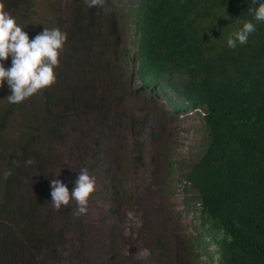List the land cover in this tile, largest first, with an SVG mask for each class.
Masks as SVG:
<instances>
[{
	"label": "clouds",
	"instance_id": "1",
	"mask_svg": "<svg viewBox=\"0 0 264 264\" xmlns=\"http://www.w3.org/2000/svg\"><path fill=\"white\" fill-rule=\"evenodd\" d=\"M17 2L18 5L15 3L8 9L0 0V88L5 82L9 87L0 97L7 103L24 104L22 110L38 115L37 124L24 125L18 118V110L10 112H17L20 127L11 134L26 138L24 153H29L25 163L30 166L31 175L20 170L18 183L30 179L34 186L28 190L17 184L15 200L22 205L0 207V246L7 249L13 244L16 251L35 252L41 246L53 249L61 240L63 225L75 221H78L75 227L83 225L85 219L81 217L87 214L96 187L92 169L68 171L65 177H60L58 163H48L57 162L59 157L38 151L44 142L64 139L67 126L71 124L78 127H74L77 133L73 137L74 144L82 139L86 142L93 154L91 166L103 174V194L110 200L105 212L111 213L122 196L121 179L144 177L159 183L162 194L158 213L164 219L157 220L147 208L142 237L156 246L168 243L172 248L168 255L173 258L171 261L154 258L151 264H220L222 252L237 254L231 236L239 233L242 220H264V215L249 208L245 199L253 195L264 199V187L247 183L242 190L223 163L229 157L226 144L204 141L203 128L205 125L214 131L229 132L228 142L233 143L232 133L241 138L247 131L238 126L234 115H230L235 82L239 77L235 75V64L228 61L226 50L217 41L220 35L222 43L231 26L207 10L188 15L182 0H143L136 6L133 0H63L59 11L40 13V24L36 26L27 23L23 15L25 8L20 0ZM223 3L227 2L219 4H222L220 13L223 16H229L230 12L253 16L256 23L243 22L242 28L227 39L230 49L238 44L246 45L257 23H264V2L249 10L247 3L245 7L239 1L232 2L233 5ZM252 3L255 5L257 0ZM207 16L211 18L208 21ZM42 17L52 19L45 28ZM162 17L170 20L178 17L186 22L196 17L203 23L202 31L177 26L176 36L166 41V31L159 20ZM216 24L220 27L219 34L206 33ZM187 32L195 36L192 43H184L180 38V33ZM55 73L60 86L81 90L90 108L85 113L72 112L58 119L43 112L45 121L42 123L39 96L56 83ZM35 97L36 100H32ZM127 101L131 103L129 109L139 110L151 103L161 107L158 116L164 121L159 130L160 138L170 135L166 128L175 124L172 116L199 120L203 138L197 156L177 151L174 141L143 137L149 141L150 148L146 149L135 131L136 136L127 146L125 155L116 157L114 163H102L103 158L112 155L114 145V141L108 142L104 152L100 151L103 138L111 136L118 121L134 117L133 113L120 114ZM29 117L24 121H29ZM102 117L107 118L105 123ZM175 132L180 134L178 128ZM59 133L62 136L57 137ZM6 151L12 158L21 148L15 146ZM4 152L0 158L5 156ZM36 160L40 163L37 161V168L32 169ZM47 165L52 167L49 174L44 172ZM3 170L0 167V175ZM232 184L238 186L241 196L239 193L223 197L224 206L215 215L212 211L220 202V186L225 189ZM0 186L2 200L5 195L3 181ZM247 190L251 193L247 194ZM209 200H214L213 207L209 206ZM139 201L144 202L142 195ZM23 204H28L27 211ZM37 219L40 220L38 234L29 233ZM52 219H56L57 224H51ZM184 219L188 221V225L183 226L188 233L174 235L169 232L165 220L182 227ZM47 235L51 238L47 239ZM94 237L84 226L79 245L74 247L72 264L128 263V251H121L118 241L107 233L101 235L98 254L93 255L89 244L94 242ZM36 238L40 244L36 243ZM150 256L151 251L142 248L136 252L135 259L148 261ZM234 262L242 264L238 256Z\"/></svg>",
	"mask_w": 264,
	"mask_h": 264
},
{
	"label": "trees",
	"instance_id": "2",
	"mask_svg": "<svg viewBox=\"0 0 264 264\" xmlns=\"http://www.w3.org/2000/svg\"><path fill=\"white\" fill-rule=\"evenodd\" d=\"M133 1L134 6H136L143 0ZM222 1L230 2L231 5H233L232 2L239 1L241 6L244 7L247 3L248 10L251 7H258L259 3L264 2V0H257V3L253 5L252 0H234L232 2L230 0H182L183 7L188 15L198 10H207L218 15L225 24L231 26L226 36L223 37L222 43L220 35L217 37V41L226 50L228 61L235 64V75L239 77L235 82L231 101L232 108L229 106L230 115L235 116L239 127L247 128L241 138L232 133L235 139V143H233L228 142L229 132L214 131L204 125V141H220L226 144V155L229 154V157L223 163H225L229 174L242 190L247 183L264 187V23H257L256 31L250 35L246 45L238 44L235 49L228 48L227 39L231 33L242 28L245 21L256 22L250 13L243 15L244 13L240 12H230L229 16H223L220 13L222 4L219 6ZM209 19L211 18L207 16L206 20ZM159 20L164 25L166 41L176 36L177 26L187 30L197 29L202 31L203 23L196 17L192 18V22H186L178 17L175 20L166 17ZM219 31L220 27L216 24L212 30L206 31V33L219 34ZM180 38L184 43H192L195 36L193 33L187 32L180 33ZM55 76L56 83L52 87L43 90L39 96L42 99L40 113L42 123L45 121L42 116L43 112L51 113L55 119H58L64 118L72 112L85 113L90 108V104L84 100L85 94L81 90L60 86L57 73H55ZM68 95H70V99H67ZM32 100H36V97ZM22 107H24V104L7 103L0 97V154L11 147L20 146L21 148V152L15 157L1 156L2 164L0 167L4 170L0 175V181H3L5 195L0 200V207L22 205L15 200L18 196L15 192L17 184L18 186L27 187L28 190H31V187L34 186L33 181L30 179L18 183L20 170L31 175L30 166L25 163L26 158L29 156L28 152L24 153L26 138L9 133L6 125L7 117L14 109L18 110V118L23 124H37L38 115L31 113L34 111H24L21 109ZM27 116H30V122L24 121ZM102 120L105 123L107 118L102 117ZM60 136H62V133L57 135V137ZM226 155L223 156L227 157ZM37 161L40 163V160H36V163L31 167L32 169L37 168ZM4 163L8 164L5 166ZM8 172H10V175H6ZM233 180L232 182L235 183ZM238 186L232 184L225 189L224 186H220L218 191L220 202L215 204L214 200H209L210 207H213L214 204L218 206L215 211H212L215 215L219 214L224 206L223 197L237 196L239 193L241 196L242 192L237 188ZM246 193L250 194L251 192L247 190ZM245 202L249 208L264 215V199L259 195L248 196ZM23 205L27 211L28 204ZM46 238L50 239L51 237L47 235ZM0 239H2L1 235ZM231 239L238 253L235 254L234 251H231L229 255L222 252L220 264H235L234 260L237 256L242 264H264V220L261 222L251 221L250 219L242 220L239 233L232 234ZM36 243H39L37 238ZM16 250L13 244H10L7 249L0 246L2 252L0 264H15L13 262L15 259L11 256ZM6 256L9 258H5Z\"/></svg>",
	"mask_w": 264,
	"mask_h": 264
},
{
	"label": "rangeland",
	"instance_id": "3",
	"mask_svg": "<svg viewBox=\"0 0 264 264\" xmlns=\"http://www.w3.org/2000/svg\"><path fill=\"white\" fill-rule=\"evenodd\" d=\"M5 2L8 9H12V6L18 2L17 0H2ZM23 7V15L26 18L28 24H40V13L49 14L50 11H59L62 7L63 0H20ZM43 18V27H47L52 22L51 18ZM9 87L7 83L0 88L2 96L8 91ZM131 103L126 102L124 110L120 112L122 116H126L127 113H133L134 117H125L117 122V126L111 130V136H105L102 140V147L100 151L104 152V147L108 142L114 141L112 148V155L103 158L102 163H114L116 157L125 155L127 146L130 141L136 136V132L139 133V139H141L146 149H149V141L143 139L150 138L152 140L159 141H174L178 145L177 151H185L189 156L196 157L198 154V148L203 138V132L200 129V121L197 119H183L172 116L175 124L167 126L166 132L170 135L165 139L160 138L159 130L161 129L163 118L158 116L161 112V107L151 103L139 109H129ZM25 125V124H24ZM134 126V128H132ZM74 125H68V130L64 139H51L48 142L42 143L38 151L44 155L58 156V163L60 177H65L68 171L92 169L95 179L96 187L93 196L88 203V210L83 225L86 229L92 231L95 235L94 242L89 244V249L93 255L97 256L99 249V242L102 234H109L114 237L119 244L121 251H128L127 264H151L152 259L162 258V260H172V256L168 255L172 251V248L168 243H162L158 246L149 242L142 237L143 226L146 224L145 210L150 209L151 213H154L157 220H162L164 217L158 213V205L160 203V196L162 189L159 183L153 182L144 177H128L127 179L120 180V191L122 196L119 201L115 203L114 209L111 213L105 212L106 206L110 203L103 194L104 178L101 170L91 166L93 157L91 149L87 146L86 142L82 139L77 145L74 144L73 137L76 136ZM19 124L17 123V112L13 111L7 122V130L9 133L19 130ZM176 128L179 129L180 134L176 133ZM136 131V132H135ZM4 155H8V151L4 152ZM0 163L2 159L0 158ZM51 166L47 165L44 172L49 174ZM70 192V190H69ZM2 193V187L0 186V195ZM144 197V202L140 203L139 197ZM39 219L36 221V226H33L28 230L29 233L38 234ZM166 221V227L169 232L174 235H183L188 233L183 226L188 225V221L184 219L182 221V227ZM51 224H57L56 219L51 220ZM158 224V223H156ZM78 221L75 223H68L61 227V240L53 249L49 246L38 247L34 252L32 251H16L11 258L15 264L24 262L26 264H72V260L75 258L74 247L79 245V238L84 231V226L80 228ZM82 247V252L85 250V246ZM147 248L151 251V256L148 261H137L135 254L139 249ZM173 252H177L174 250ZM172 252V253H173ZM5 258H9L6 256Z\"/></svg>",
	"mask_w": 264,
	"mask_h": 264
}]
</instances>
